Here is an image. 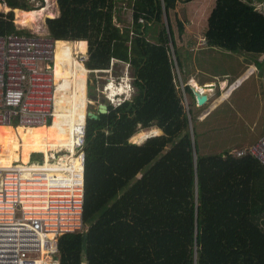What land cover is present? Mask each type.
Segmentation results:
<instances>
[{"label":"trees","instance_id":"1","mask_svg":"<svg viewBox=\"0 0 264 264\" xmlns=\"http://www.w3.org/2000/svg\"><path fill=\"white\" fill-rule=\"evenodd\" d=\"M126 1L133 8L134 23L122 28L115 16L118 3ZM57 2L60 15L46 20L49 35L59 40L54 66L57 91L68 89L74 79L78 84L59 107L66 116L53 128L57 144L47 148L44 140L30 135L9 158L0 156V167L27 165L38 152L48 161L51 150L73 151L76 132L86 121L83 227L59 238L60 264H264V167L252 156H198L183 92L177 87L174 61L180 67V51L192 44L185 19L195 9L181 7L183 19L181 0ZM0 3L9 7L0 10V35L31 34L17 28L15 9L40 7L26 0ZM210 5H214L211 22L243 16L238 20L246 23L257 21V11L264 14V0H215ZM86 43L85 67L76 55L86 53ZM115 62L117 67L130 65L135 96L108 105V112L98 118H74L59 144L70 114L86 111L82 95L87 69L92 74L104 72ZM185 91L193 95L189 85ZM81 97L84 105L78 106ZM154 126L163 133L143 145L131 142L134 135ZM2 139L0 127V144ZM70 155L67 165L45 167L48 175L72 179L73 172L65 175L61 169H79L76 156ZM22 168L37 174L35 178L42 170ZM32 180L28 184L35 185L28 194L46 200Z\"/></svg>","mask_w":264,"mask_h":264},{"label":"built area","instance_id":"2","mask_svg":"<svg viewBox=\"0 0 264 264\" xmlns=\"http://www.w3.org/2000/svg\"><path fill=\"white\" fill-rule=\"evenodd\" d=\"M56 43L49 34L0 35V126L53 122ZM121 103L123 99L116 105ZM84 147L85 126L76 132L74 150H69L79 169L61 168L67 175L73 172L72 179L48 175L42 167L46 162L30 160V168H42L40 176L31 179L38 182L46 200L28 194L25 169L0 167V264H60L59 238L83 227ZM234 155H250L264 167V134L251 149Z\"/></svg>","mask_w":264,"mask_h":264},{"label":"rangeland","instance_id":"3","mask_svg":"<svg viewBox=\"0 0 264 264\" xmlns=\"http://www.w3.org/2000/svg\"><path fill=\"white\" fill-rule=\"evenodd\" d=\"M26 2L32 4L33 6L40 7L39 9L48 6L49 13L47 11L45 14L39 16L36 23L20 25L17 24L15 11V23L17 24V28L27 29L30 31V33L37 35L49 34V30L46 24L47 18H52L60 15V9L57 0H26ZM214 2L215 0H181L178 7L179 12L181 11V7L184 6H186V8L190 10L195 9L194 15L191 18L189 17L188 20L184 18L183 12H180L182 18L185 19L187 29L191 32V34L193 33V38L202 37V32H197V28L195 29V27L201 26L199 22L205 19L203 16V9L205 8V6L208 7V12L211 6L210 3ZM118 6L120 7V10L115 16V21L122 28L133 26L134 17L132 6L127 1L125 3H118ZM7 8L8 7H6L4 4L0 3L1 11H8L9 8ZM201 8L202 12L200 10ZM199 11L201 12V14H199ZM196 12L197 14L195 18ZM51 13H53V16H50ZM197 15L199 16L197 17ZM69 43L73 45L75 41L70 40ZM222 53L223 64L220 65H223V68L220 72L224 73L228 70H232L233 72V76L231 74L227 75V78L229 80L228 84H232L239 75H242L241 80L245 81L243 86L241 88L239 87L237 92L232 94L231 98L229 95V98H227L222 105H220L216 109H213L207 115L204 113V111L207 110L211 105L209 103L203 106L196 105V103L198 104V102L196 101L195 103V96L186 94L185 91V87L187 86V84H189L186 79L188 77H186V72L189 73L196 70L193 66V54H189L187 51H180L178 57L180 60V67L177 63V60L176 62L174 61L175 69L177 68V87L183 92V96H185V92L189 100L191 108L190 123L192 124L190 126V131L193 133V141L195 143L196 154L200 157L222 155L238 150H249L264 134V55L259 56L255 54H246L242 52L233 53L228 51H222ZM198 55L201 57L202 52H199ZM76 57L84 63L83 60L85 59V54H78L76 55ZM187 58L189 59V62H187ZM254 67L256 69L251 71V69H253ZM248 76L250 77L248 78ZM87 80V87L85 88L82 95L86 96L87 98L85 100L86 111L76 112L73 114L74 118H78L79 120L87 118V114L89 111L96 112L98 110L99 105L102 104V93L105 94L108 98L110 97V100H114L113 102H109L111 105H116L117 101H121L122 99H124V97L132 99V97L136 94V90L133 84L134 75L132 73L130 65L120 64L117 67L115 62L112 69H110L109 71H104L102 73H100V71H96L94 74L88 73ZM185 80L187 83L185 82ZM110 82L116 85V88H122L120 94L115 97H111L109 96V93H106V88L108 87ZM192 85H195L194 82H192ZM73 86L74 84L70 83L69 88L64 90V95L62 94L63 96H60L59 93V99L67 96L71 89L74 88ZM228 91H231V88H229ZM186 100L185 103L187 104ZM83 102L84 101H82L81 97L80 100H78V103L79 105H81V103ZM60 112L61 110H59L57 107L56 114L60 116ZM84 113H86V116L84 115ZM201 116L202 119H200ZM50 122L51 121H49V123ZM67 122H70L71 124L73 120L69 118L66 123ZM84 126L87 133L86 121ZM15 127L16 126H6L7 129H5L4 132L3 142L0 145V156L9 158V155L16 147V144L20 138V134L16 132L17 130ZM35 134L38 135V139L42 141L44 140L45 143L49 146H51V142L49 140L53 139L55 142V132L52 127L42 129L40 131V134ZM137 144L141 143L138 142ZM49 153L51 157H49L48 161L45 157L46 154L41 152L32 154L30 156V160H37L41 163L50 162L51 165H47V167H51L53 165L63 166L68 164L69 148H60L58 151L51 150V152ZM59 158L60 160L63 159L60 161L61 164L58 163ZM14 164L18 165L19 163L16 162ZM65 175H67V172Z\"/></svg>","mask_w":264,"mask_h":264},{"label":"crops","instance_id":"4","mask_svg":"<svg viewBox=\"0 0 264 264\" xmlns=\"http://www.w3.org/2000/svg\"><path fill=\"white\" fill-rule=\"evenodd\" d=\"M213 7H214V5H211L210 10H208V12H207V8H208L207 6H205V8L203 9V16L205 19H203L202 21L199 22V24L201 26L195 27V29L197 28L196 29L197 32H199V33L202 32L203 35L201 38H193L192 44H190L186 49L189 54H193V57H194V59H193L194 65L193 66L196 69L195 71H191L189 73L186 72V77L188 76L186 79L189 83V84H187V86L189 85L190 87H192L193 86L192 82H194V84H196L199 88H202V90L200 89V91L208 93L209 98H208V101L206 104L209 103L211 106H209V108L204 111V113L206 115L209 114L213 109H216L217 107L222 105L223 102L227 98H229V95L231 98L232 94L237 92L239 87L241 88L244 84V81H245V80H241L242 75L241 76L239 75L237 77V79L232 84H228L229 80L227 78V75L231 74L233 76V72H232V70H228L224 73L220 72V71H222V68H223V65H220V64H223V59H222L223 53H222V51H228V52H233V53L242 52V53H246V54H255V55H259V56L264 55V14L263 13L257 12V14H258L257 21L256 20L248 21V22L245 21L246 23H243L244 21L238 20L239 18H244L243 16L239 17L238 19H235L234 21L228 19L227 21L211 22L210 12L212 11ZM225 9L226 8H223V10H225ZM194 33H196V32H194ZM86 44H87V47H86L87 51L85 53V59H84V66L85 67H86L85 62L88 60V43H86ZM199 52H202L201 57L198 55ZM242 59H244V58H242ZM187 62H189L188 58H187ZM254 69H256V68L254 67L253 69H251V71H253ZM87 71H88V73H91L90 70L87 69ZM107 71H109V70H107ZM100 73H102V72L100 71ZM249 77L250 76H248V78ZM76 80L77 79H74V81L72 82V84H74V86H73L74 89L76 88V84H78V83H76ZM185 82H186V80H185ZM87 83H88V80H87ZM229 88H231V91H228ZM58 91L64 92V90H58ZM185 97L187 100L185 99ZM185 97H184V100L187 101V105H188V110H187L186 105H185V111L187 112V114L189 115V118L191 120V114H190L191 108H190L189 100H188L187 96H185ZM66 99H67V96H64V97H62V99H59V93H58V101H57L58 109ZM126 100H131V99L124 97L123 103ZM184 104H185V101H184ZM108 105H110V103ZM196 105H198V104L196 103ZM74 113H76L75 110L72 114H70V116H72L73 119H74V115H73ZM62 116H66V115L65 114H61L60 116L58 115L56 122ZM200 119H202V116L200 117ZM56 122L53 123L54 126L52 127V129L55 127ZM69 124H70V122H67V124L65 125V129H64V132L62 134V137H61V139L58 140L59 144L63 143L64 139L66 138V134H67ZM191 125L192 124L190 123V126ZM0 127H2V126H0ZM154 127L158 128L156 126H154ZM154 127H152V128H154ZM2 129H3V137H4V132H5V129H7V128L3 126ZM23 129L24 128L20 127L17 129V132L20 134V130H23ZM45 129H47V128H45ZM151 129H148V130H151ZM148 130L146 129V131H148ZM159 130H161L160 134H162L163 133L162 129L159 128ZM40 131H41V129L35 130V129H31V128H25V130H23V134L22 135L20 134V138L16 144V147L11 152V154H13L16 151V149L20 145L21 140L23 138L30 137V135H35V137L38 138V135H36L35 133L40 134ZM134 137H135V135H134ZM154 137H157V135H154ZM151 138H153V137H151ZM49 141L51 142L50 143L51 146L46 144L47 148L53 147L57 144V139H55V142L53 139H51ZM2 142H3V139H2ZM2 142H1V144H2ZM131 142L133 143L134 141L131 140ZM134 144H137V143H134ZM138 145H143V144H138ZM234 152H230L229 154L236 159L244 158V157H237L236 155H234ZM11 154L9 156H11ZM222 155H224V154H222ZM214 156H216V155H214ZM247 156H250V155H247ZM204 157H209V156H204ZM36 176H37V174H36ZM36 176H33L32 178H35ZM30 180H32V179H29V181Z\"/></svg>","mask_w":264,"mask_h":264},{"label":"bare ground","instance_id":"5","mask_svg":"<svg viewBox=\"0 0 264 264\" xmlns=\"http://www.w3.org/2000/svg\"><path fill=\"white\" fill-rule=\"evenodd\" d=\"M8 9V8H7ZM50 10V9H49ZM16 11V20H17V24H20V25H28V24H33V23H36L37 22V20H38V18H39V16H41V15H43V14H45L47 11H48V6H45V7H43V8H41V9H36V10H31V11H25V10H19V9H16L15 10ZM48 13H49V11H48ZM47 15V14H46ZM50 16H53V13H51V15ZM58 41L59 40H57V43H58ZM57 43H56V45H57ZM55 55H56V52H55ZM55 65V64H54ZM54 76H55V74H54ZM55 82H56V78H55ZM57 86V85H56ZM116 85H114L112 82H110V84L108 85V87L106 88V93H109V96H111V97H115V96H117L118 94H120V92L122 91V88H116L115 87ZM200 86V85H199ZM193 87L194 88H196V89H198V90H202V88H199L196 84L195 85H193ZM57 89H58V87L56 88V91H55V109L57 110V101H58V93H59V91H57ZM75 89L73 88V89H71V91L69 92V94H67V97L69 96V95H71L72 93H73V91H74ZM126 91V90H125ZM125 93V92H124ZM117 98V97H116ZM112 99V98H111ZM84 101L86 100V98L84 97V99H83ZM114 101V100H113ZM78 106H79V103H78ZM77 106V107H78ZM88 112V111H87ZM58 118V115L56 114V111H55V118H54V120H53V122L50 124V125H39V126H26V125H21L20 127L21 128H31V129H35V130H38V129H45V128H50V127H53L54 125H53V123H55L56 122V119ZM69 118H71V119H73V117L72 116H69ZM84 124H85V122H84ZM3 127V126H2ZM4 127H6V126H4ZM17 127V126H16ZM160 134V130H159V128H152L151 130H148V131H146V130H143V131H141V132H139L138 134H136L135 135V137L132 139L135 143H143L144 144V142H146L148 139H150L151 137H154V135H159ZM58 157V156H57ZM60 160V158L58 159V161ZM61 160H63V159H61ZM60 160V161H61ZM60 161L58 162L59 164H61L60 163ZM14 167L15 166V164L14 163H11L9 166H8V168H10V167ZM16 166H22V167H24L21 163H19L18 165H16ZM27 166H30V161H29V163L27 164V165H25V167H27ZM44 167H47V165H45ZM25 172V175L23 174L22 176H23V180H26V179H29V178H31V177H33V176H36V174L35 173H33L32 171H23V173ZM27 175L29 176V177H27ZM24 183H26L27 184V186L29 187V190L28 191H30V190H32V189H30V188H32L33 187V185H35V184H32V185H29L28 184V182H24ZM33 190H36V191H38V189L37 188H35V189H33Z\"/></svg>","mask_w":264,"mask_h":264},{"label":"water","instance_id":"6","mask_svg":"<svg viewBox=\"0 0 264 264\" xmlns=\"http://www.w3.org/2000/svg\"><path fill=\"white\" fill-rule=\"evenodd\" d=\"M192 93L196 97L199 106H203L207 103L209 98L208 93L200 91L194 87H192ZM102 97H103L102 104L99 105L98 112H92V111L88 112L87 115L90 116L91 118H98L99 114L108 112V104L110 102V99L103 93H102Z\"/></svg>","mask_w":264,"mask_h":264}]
</instances>
